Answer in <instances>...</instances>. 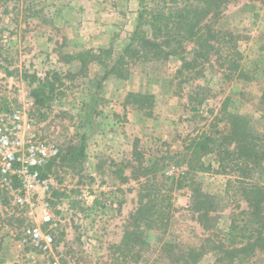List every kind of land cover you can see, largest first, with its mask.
I'll use <instances>...</instances> for the list:
<instances>
[{"label": "rangeland", "instance_id": "1", "mask_svg": "<svg viewBox=\"0 0 264 264\" xmlns=\"http://www.w3.org/2000/svg\"><path fill=\"white\" fill-rule=\"evenodd\" d=\"M152 5L151 0H0V67L14 78L0 84V108L8 111L14 106L17 88L30 94L36 86L31 77L42 80L55 72L64 76L46 107L34 106L32 99V104L26 105L36 136L57 144L60 159L52 164L50 160L41 169L42 176L50 180L49 189H37L32 210L30 205L16 203L21 195L16 180L13 191L0 182V264H116L111 247L120 243L128 215L137 207L139 186L129 179L138 165L137 157H131L133 148L146 165L159 160L164 179H176L182 169L187 170L182 158L184 145L202 131L211 132L220 142L224 120L230 114L254 125L264 150V103L259 99L264 81V0L228 3L212 23L218 39L204 59H195L187 51L182 56L189 60L188 66L172 57L132 66L127 80L110 76L102 81L112 60L129 42L138 12ZM63 13L79 14L87 29L97 21L109 20L104 23L112 24L107 46L61 53L65 43L60 32L48 29L54 28L53 19ZM44 33L52 37L47 39ZM48 43L50 54L44 49ZM105 49L112 51L110 59L96 53ZM89 51L105 59L107 68L94 61L87 70L78 71L74 57ZM56 59L65 69L53 63ZM44 64L49 69L44 70ZM242 91L249 94L243 96ZM130 92L151 94L153 106L140 111L126 104ZM81 137L85 143L79 158L76 150ZM61 156L67 157L66 161ZM202 160L211 169L190 174L182 181L183 187L174 191L169 227L166 232L146 233L149 247L137 264H177L159 258L167 243L200 248L203 256L197 264H226L213 247L233 220L243 224L249 219L247 206L235 191L236 174L229 169L226 174L217 173L215 154ZM127 164L130 167L126 169ZM253 177L264 185V163ZM124 178L128 181L122 182ZM190 180L219 203L216 226L206 231L197 222V214L190 211ZM90 194L97 198L95 205ZM46 201L57 227L42 223ZM31 227L53 236L48 249L29 240L26 230ZM23 253L29 257H22ZM233 264H264V254Z\"/></svg>", "mask_w": 264, "mask_h": 264}, {"label": "trees", "instance_id": "2", "mask_svg": "<svg viewBox=\"0 0 264 264\" xmlns=\"http://www.w3.org/2000/svg\"><path fill=\"white\" fill-rule=\"evenodd\" d=\"M151 1L153 3L151 7H142L138 12V23L129 42L108 68L105 59L97 58L94 56L95 52L89 51L74 57L79 62L78 71L87 70L90 63L95 61L107 68L102 81L110 76L127 80L130 68L139 63L167 61L172 57H179L188 66L189 60L182 56L187 51L195 59H204L210 54L213 44L218 39L212 26L213 21L219 19L225 6L234 0ZM96 53L109 59L113 55L109 49ZM237 62L238 60L235 61L236 65L232 63L234 71L238 68ZM31 79L36 82V86L30 92L34 106L44 108L58 88L56 83L61 84L64 76L55 72L47 74L42 80L36 77ZM260 87L259 99L264 103V81ZM125 103L143 111L153 106V96L149 93L130 92L126 95ZM200 104L201 101H198L197 105ZM224 122L220 142L211 132L202 131L184 145L182 158L186 161L187 170L176 179H164L160 174L163 167L159 166V160L146 165L135 148L132 149L131 157H137L134 161L138 165L133 168L135 170L129 179L138 183V200L137 207L128 215L120 243L111 247L116 264H137L142 251L148 246L146 233L166 232L174 213V191L183 187L182 181L190 174L205 173L211 169V166L202 160L210 154H215L217 173L226 174V170L229 169L230 173L236 174L233 180L234 188L246 203L249 217L243 224L233 220L213 249L227 260L226 264H233L237 260L250 261L259 253L264 254V185L256 182L253 177V172L259 170L264 163L263 146L258 144L257 129L253 124L230 114ZM84 143L85 139L81 137L80 146L76 150L79 158L83 157ZM68 155V159L72 161L73 149L69 150ZM59 157L60 155L50 163H54L56 159H60ZM61 158L66 161L67 157ZM129 167V164L124 166L126 169ZM122 172L121 169L118 170L120 175ZM127 181L128 178L122 179V182ZM189 182L192 185L187 186L191 193L190 211L197 214V222L204 231L215 227L217 222L215 215L219 211L217 198L203 192L193 180ZM160 253L159 258L164 256L177 264H197L203 256L200 248H185L172 243L164 244ZM218 261L221 262L222 259Z\"/></svg>", "mask_w": 264, "mask_h": 264}, {"label": "built area", "instance_id": "3", "mask_svg": "<svg viewBox=\"0 0 264 264\" xmlns=\"http://www.w3.org/2000/svg\"><path fill=\"white\" fill-rule=\"evenodd\" d=\"M9 79L12 81L14 78L10 76ZM15 99L16 103L8 111L0 108V182L7 191H13L12 182L16 180L21 189L16 203L30 205L32 210L37 189H49L50 180L42 176L41 169L58 157L59 148L54 142L41 141L36 136L26 113V105L32 104L30 94L17 88ZM184 171L182 169L180 174ZM41 219L51 228L57 226L47 201L43 203ZM26 236L35 246L43 249H48L53 242V236L43 233L39 227L27 229Z\"/></svg>", "mask_w": 264, "mask_h": 264}, {"label": "crops", "instance_id": "4", "mask_svg": "<svg viewBox=\"0 0 264 264\" xmlns=\"http://www.w3.org/2000/svg\"><path fill=\"white\" fill-rule=\"evenodd\" d=\"M54 28L48 29L49 32L54 30L55 32H60L59 36H61V39L64 40L65 45L62 47L63 50L61 53L63 54H73V53H79L83 52L87 49H97V48H104L108 44V37L111 34V28L112 24L106 26V23H109V20H106L105 22L99 23L98 21L94 24V26L90 27V29H87L85 27V22L83 20V17L79 14L77 16H68L66 14H62L58 18H54ZM132 25V22L129 21V25ZM116 24V21H115ZM92 25V24H91ZM46 38L47 36L52 37L50 34H43ZM48 39V38H47ZM50 47V48H49ZM48 51L49 54L51 53L52 46H50V43L47 44V48H44ZM50 49V50H49ZM52 56L50 55V58ZM53 63H56V65H59L60 69H65V65L59 61V60H53ZM44 70H47L46 64H44ZM10 75L6 72V70L2 67H0V84H7L11 83V80L9 79ZM14 80V79H13ZM12 80V81H13ZM5 101V100H3ZM39 193L41 194L42 191L39 190ZM93 195V194H90ZM92 197V196H91ZM95 198L93 200V205L97 203L96 196L93 195ZM57 227V226H56ZM22 257H29L26 254H22ZM27 258H24V260Z\"/></svg>", "mask_w": 264, "mask_h": 264}]
</instances>
